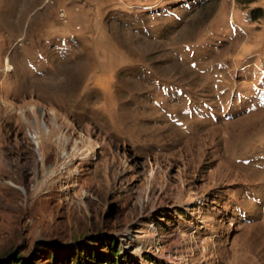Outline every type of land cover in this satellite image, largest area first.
<instances>
[{
  "label": "rangeland",
  "instance_id": "374dc122",
  "mask_svg": "<svg viewBox=\"0 0 264 264\" xmlns=\"http://www.w3.org/2000/svg\"><path fill=\"white\" fill-rule=\"evenodd\" d=\"M84 239L264 264V0H0V264Z\"/></svg>",
  "mask_w": 264,
  "mask_h": 264
},
{
  "label": "trees",
  "instance_id": "16d2710c",
  "mask_svg": "<svg viewBox=\"0 0 264 264\" xmlns=\"http://www.w3.org/2000/svg\"><path fill=\"white\" fill-rule=\"evenodd\" d=\"M90 237H88L89 239ZM87 239V238H86ZM86 239L69 245L64 252L52 251L48 264H140L132 257L124 255L114 241H102V246L86 243ZM95 240V239H94ZM102 247H106L103 251ZM151 262V258H146ZM2 264H33L30 259L19 253L8 255Z\"/></svg>",
  "mask_w": 264,
  "mask_h": 264
},
{
  "label": "crops",
  "instance_id": "0c3cea01",
  "mask_svg": "<svg viewBox=\"0 0 264 264\" xmlns=\"http://www.w3.org/2000/svg\"><path fill=\"white\" fill-rule=\"evenodd\" d=\"M40 124H41V126L45 129V131L48 130V127L45 125L44 121L40 120ZM35 136H36V138H35V139H36V140H35V143L38 145L37 135L35 134Z\"/></svg>",
  "mask_w": 264,
  "mask_h": 264
},
{
  "label": "bare ground",
  "instance_id": "6f19581e",
  "mask_svg": "<svg viewBox=\"0 0 264 264\" xmlns=\"http://www.w3.org/2000/svg\"><path fill=\"white\" fill-rule=\"evenodd\" d=\"M33 138H36L35 134H31ZM36 140V139H35ZM207 245V244H206ZM174 264H185L184 262H182L181 260H177Z\"/></svg>",
  "mask_w": 264,
  "mask_h": 264
}]
</instances>
